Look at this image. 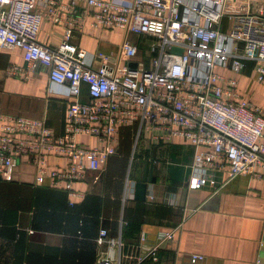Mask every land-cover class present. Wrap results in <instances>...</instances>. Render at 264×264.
<instances>
[{
	"label": "built area",
	"instance_id": "obj_1",
	"mask_svg": "<svg viewBox=\"0 0 264 264\" xmlns=\"http://www.w3.org/2000/svg\"><path fill=\"white\" fill-rule=\"evenodd\" d=\"M63 1L0 0V48L20 49L25 62L9 74L30 79L43 67L51 86L65 88L70 98L60 134L44 120L0 115V180H10L25 163L33 168L35 185L46 182L69 197L81 196L74 183L117 154L121 130L129 127L133 154L144 133L169 142L181 138L195 149L190 190L200 189L209 171L226 167L229 179L260 177L254 170L264 168V110L243 100L237 80L221 70L239 75L252 66L255 81L264 86V0H66L68 11L85 5L95 28H118L151 41L146 66L133 61L138 44L124 39L118 61L126 63L110 65L107 55L97 53V68L86 63L84 49L70 43L71 28L56 47L39 43L43 18L61 22ZM83 85L86 101L80 99ZM51 156L64 164L50 167ZM96 243L105 248L98 264H119V238L102 228ZM202 259L193 254L190 261Z\"/></svg>",
	"mask_w": 264,
	"mask_h": 264
},
{
	"label": "crops",
	"instance_id": "obj_2",
	"mask_svg": "<svg viewBox=\"0 0 264 264\" xmlns=\"http://www.w3.org/2000/svg\"><path fill=\"white\" fill-rule=\"evenodd\" d=\"M63 3L61 22L43 18L39 43L56 47L71 28L70 43L84 49L86 63L97 68V53L107 55L110 65H124L118 60L120 45L127 39L139 47L135 64L147 65L148 37L95 28L85 5L72 12L66 0ZM38 9L44 12L41 4ZM14 67H25L22 51L0 48V115L44 120L56 134L62 133L70 101L66 89L51 86L43 67L31 72L30 79L9 74ZM221 73L237 80L243 100L264 110V86L255 81L252 66L239 75ZM80 99L87 100L85 85ZM125 129L129 137L120 142L117 154L74 183L73 190L81 196L69 197L46 182L35 185L33 168L25 163L10 180H0V264H98L100 251H105L96 243L102 228L122 241L120 251L114 252L119 264H264V168L254 170L260 177L248 173L231 179L228 167L209 171L203 186L190 190L195 149L188 142L144 133L133 154L132 128ZM78 140L95 144L93 138ZM140 159L153 163L143 201L135 199ZM63 164V159L49 158L52 168ZM166 233L173 237L165 239ZM193 254L203 259L192 263Z\"/></svg>",
	"mask_w": 264,
	"mask_h": 264
},
{
	"label": "water",
	"instance_id": "obj_3",
	"mask_svg": "<svg viewBox=\"0 0 264 264\" xmlns=\"http://www.w3.org/2000/svg\"><path fill=\"white\" fill-rule=\"evenodd\" d=\"M178 54L181 53L180 49H172ZM141 167L138 169L137 181L135 184V199L138 201L145 200L147 183L152 181V166L153 163L145 159H140Z\"/></svg>",
	"mask_w": 264,
	"mask_h": 264
},
{
	"label": "trees",
	"instance_id": "obj_4",
	"mask_svg": "<svg viewBox=\"0 0 264 264\" xmlns=\"http://www.w3.org/2000/svg\"><path fill=\"white\" fill-rule=\"evenodd\" d=\"M126 133L129 134V132L127 131V129L124 128V129L121 130V140H120V142H122L123 139H126V137H129L128 135H126ZM130 134L132 135V138H133V132H131ZM52 189H54V190H64V189H60V188H52Z\"/></svg>",
	"mask_w": 264,
	"mask_h": 264
},
{
	"label": "rangeland",
	"instance_id": "obj_5",
	"mask_svg": "<svg viewBox=\"0 0 264 264\" xmlns=\"http://www.w3.org/2000/svg\"><path fill=\"white\" fill-rule=\"evenodd\" d=\"M223 24H226V21H224Z\"/></svg>",
	"mask_w": 264,
	"mask_h": 264
}]
</instances>
